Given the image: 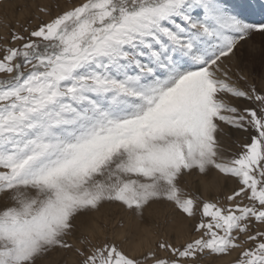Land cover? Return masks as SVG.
I'll return each instance as SVG.
<instances>
[{
    "label": "snow or ice",
    "instance_id": "obj_1",
    "mask_svg": "<svg viewBox=\"0 0 264 264\" xmlns=\"http://www.w3.org/2000/svg\"><path fill=\"white\" fill-rule=\"evenodd\" d=\"M37 10L0 43V264H57V251L64 264H264V75L257 87L240 67L241 87L227 67L264 36V2ZM213 170L236 181L222 199L185 190ZM161 203L189 236L154 232L129 251L123 234L86 227L105 205L142 219Z\"/></svg>",
    "mask_w": 264,
    "mask_h": 264
},
{
    "label": "rangeland",
    "instance_id": "obj_2",
    "mask_svg": "<svg viewBox=\"0 0 264 264\" xmlns=\"http://www.w3.org/2000/svg\"><path fill=\"white\" fill-rule=\"evenodd\" d=\"M259 1V0H258ZM57 0H1L0 2V43L3 39L10 36V29L19 28L21 25L27 27L29 24L38 22L37 20V5L50 4L55 8ZM78 0H60L63 5H68ZM261 2H264L261 1ZM250 45H252L250 47ZM249 44L241 47L239 56L242 58V67L247 66L250 70L253 82L259 87L261 85V77L264 75L262 69V57H264V36L259 34L252 37ZM233 82L238 86L244 85L236 80V75L232 76ZM228 131H231V126H226ZM238 138V139H237ZM247 139V134L244 132L236 133L232 140H227L226 143H239L240 140ZM198 171L191 176H195ZM210 182L208 186L199 184V181L193 179L191 182L189 177L184 185L186 191L196 192L204 196H219L223 192H229L236 184V181L227 178L220 173L215 175V170L207 173ZM99 225L106 228L109 233L115 232L123 234L126 247L129 251H134L137 243L147 244L154 239L152 233L163 232L171 238H186L191 234V225L179 213L173 211V206L168 204H153L144 209L143 218L139 219L135 215L125 213L122 207L117 205H105L99 213L94 215L93 220L89 221L86 227ZM150 229L151 231H145ZM53 259L57 264H64L66 259H72L71 254H60L59 251L53 253ZM232 257L226 255H208L201 258V264H227Z\"/></svg>",
    "mask_w": 264,
    "mask_h": 264
},
{
    "label": "bare ground",
    "instance_id": "obj_3",
    "mask_svg": "<svg viewBox=\"0 0 264 264\" xmlns=\"http://www.w3.org/2000/svg\"><path fill=\"white\" fill-rule=\"evenodd\" d=\"M263 0H259L258 2H261ZM1 2V0H0ZM241 52V49L239 50L238 54H237V61L233 62L232 64H228L227 67L231 69V73L230 75L235 76L234 74H239V68L242 67L241 62H242V58L241 56H239ZM220 173L218 171H215V175H219ZM195 179L197 181H199V184L205 185L206 187L208 186L210 179L209 176L207 175V173H196L195 176H189V180L190 182ZM141 243H137L135 245V248L137 249L138 246H140ZM135 249V250H136Z\"/></svg>",
    "mask_w": 264,
    "mask_h": 264
}]
</instances>
